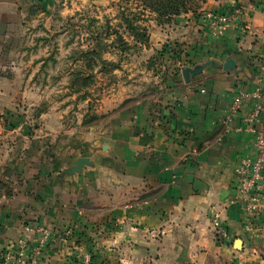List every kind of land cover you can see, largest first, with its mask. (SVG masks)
Instances as JSON below:
<instances>
[{"label": "crops", "instance_id": "0c3cea01", "mask_svg": "<svg viewBox=\"0 0 264 264\" xmlns=\"http://www.w3.org/2000/svg\"><path fill=\"white\" fill-rule=\"evenodd\" d=\"M110 2L0 0V264L19 237L36 245L40 225L53 230L40 264H79L77 246L94 264H214L232 248L231 264L257 263L262 220L244 227L234 170L251 128L264 130V111L246 121L264 104V0H214L238 12L224 36L194 14L152 17L150 42L131 49L116 43H136L121 18L97 13ZM168 41L178 56H159ZM83 156L92 164L66 173Z\"/></svg>", "mask_w": 264, "mask_h": 264}, {"label": "built area", "instance_id": "2783aa9c", "mask_svg": "<svg viewBox=\"0 0 264 264\" xmlns=\"http://www.w3.org/2000/svg\"><path fill=\"white\" fill-rule=\"evenodd\" d=\"M234 16L228 12L209 10L201 18L213 35L224 36L233 23ZM244 95L245 93H241L240 98ZM240 98L238 97L236 105L240 104ZM263 111L264 104L258 102L254 110L246 117V121L253 124L260 118ZM251 130L253 133L252 152L240 159L234 171L238 180L239 195L244 205V227L249 231H256L259 219L262 220L259 229L264 230V130L256 127H252ZM211 216L219 236L223 240L230 238L229 232L218 215L212 213ZM36 230L40 234L39 242L31 245L27 237H19L5 250L3 264H40L44 249L53 236V230L45 225L38 226ZM76 255L79 264H94L92 254L82 247H76Z\"/></svg>", "mask_w": 264, "mask_h": 264}, {"label": "trees", "instance_id": "16d2710c", "mask_svg": "<svg viewBox=\"0 0 264 264\" xmlns=\"http://www.w3.org/2000/svg\"><path fill=\"white\" fill-rule=\"evenodd\" d=\"M140 3L144 4L145 7L149 8L151 12L155 14V19L159 24L163 23H171L175 20L177 16H180L185 13H189L192 11L196 13L200 8V2H205L206 0H137ZM196 2V3H195ZM141 13H137L131 11H121V18L123 20V24L126 27V31L130 36H133L136 41L135 44H131L129 41H125L123 36L117 35L116 43L120 42V45L123 49H131L137 47L141 44H148L151 39V35L149 32L148 25L144 24L142 21H139V17ZM107 31L111 33L118 34L119 30L114 28L110 30L109 26ZM100 33V32H99ZM100 35V34H98ZM98 40V48H103L101 36L97 37ZM171 47V46H170ZM165 46L164 50L159 53V56H163L164 51H169L172 56H178L177 49ZM85 59L90 64L92 61H95L96 58L100 57V53L95 49L89 48L84 52ZM158 57V56H157ZM156 57V58H157ZM101 58V57H100ZM159 60V59H158ZM78 80L84 81V83L88 82V77H82L80 74L78 75ZM94 263V261H93Z\"/></svg>", "mask_w": 264, "mask_h": 264}, {"label": "rangeland", "instance_id": "374dc122", "mask_svg": "<svg viewBox=\"0 0 264 264\" xmlns=\"http://www.w3.org/2000/svg\"><path fill=\"white\" fill-rule=\"evenodd\" d=\"M106 1H108V0H106ZM213 1L214 0H206L205 2L201 1L200 2V8L197 10L196 13H193L192 11L189 12L192 15L194 14L192 24L195 25L196 27H198L199 29L205 30L207 28L204 25V23L202 22L201 17L206 11L215 10L213 7L210 8L212 3H214ZM216 1L224 2L226 0H216ZM97 5H99V4H97ZM107 7L109 8L108 12H106V13L103 12L102 7H100V9H97V13L100 15L107 16V17L109 16L112 19H114V18H121V11H123V10L128 11L130 9L131 11L141 13L142 16L139 15L140 16L139 21H142L146 25H148L149 19H152V17L155 18V14L153 12H151L149 10V8L145 7L144 4L140 3L137 0H111L110 4L108 6H106V9H107ZM216 11L221 12L220 10H216ZM232 14L237 15L238 12L234 11ZM180 16H177L175 18V20L173 21V23H175V25L176 24L182 25L181 22H178L180 19L179 18ZM121 20H122V18H121ZM163 24H168V23H163ZM208 31H209V29H208ZM149 32H150V29H149ZM150 35H151V33H150ZM170 44H171V41L166 42L161 48L162 51L164 50L165 46L170 47L171 46ZM170 48L172 49V46ZM232 249L228 253H231V251H233ZM235 249L238 250L239 248H237L235 246ZM228 253H222V254L217 253L218 256H215V258H214L215 260H217V262L214 264H231V255H229ZM260 255L261 256H259L260 257L259 261L255 264H264V252L261 253ZM248 261H251V260H248ZM252 264H254V263H252Z\"/></svg>", "mask_w": 264, "mask_h": 264}, {"label": "water", "instance_id": "95a60500", "mask_svg": "<svg viewBox=\"0 0 264 264\" xmlns=\"http://www.w3.org/2000/svg\"><path fill=\"white\" fill-rule=\"evenodd\" d=\"M209 63H212V61H210ZM209 63L207 62V63H204L202 65H197L195 67H191V66L185 67L183 69V75H184L185 79L189 80L191 75H197V74L201 73L203 71V69ZM236 66H237V64L233 58L228 59L227 62L224 64V67L226 69L235 68ZM91 164H92V161L89 157H86V156L80 157L78 159L76 165L74 167H72L71 169L66 170V173L74 174L76 172H81L86 165H91ZM241 245H242V240L237 239L235 242V246L237 248H240Z\"/></svg>", "mask_w": 264, "mask_h": 264}]
</instances>
